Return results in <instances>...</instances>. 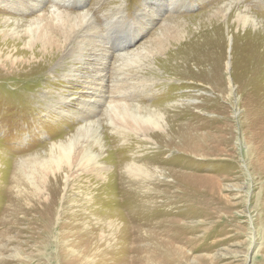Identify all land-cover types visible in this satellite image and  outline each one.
<instances>
[{
	"label": "rangeland",
	"instance_id": "1",
	"mask_svg": "<svg viewBox=\"0 0 264 264\" xmlns=\"http://www.w3.org/2000/svg\"><path fill=\"white\" fill-rule=\"evenodd\" d=\"M73 1L55 6L105 37L120 22L119 51L93 63L102 89L56 67L71 19L33 45L24 27L0 35V264H264V0ZM114 86L162 130L108 106L81 128L89 97ZM74 137L70 167L51 162Z\"/></svg>",
	"mask_w": 264,
	"mask_h": 264
},
{
	"label": "bare ground",
	"instance_id": "2",
	"mask_svg": "<svg viewBox=\"0 0 264 264\" xmlns=\"http://www.w3.org/2000/svg\"><path fill=\"white\" fill-rule=\"evenodd\" d=\"M47 1H49V3L52 4L50 5L51 8L47 13L41 14L42 8ZM61 1L63 2L62 4H68L70 6L73 4V6H75L73 0H61ZM55 4H56V0H51V1L50 0H0V9L9 10L10 12L14 13V15L17 14L20 15L21 17H28V18L31 17V19L28 20L27 23H25V21L24 22H22L21 20L17 21V19L13 20L12 18L8 17L9 15L6 16L2 20H0V35L3 37H7V35H9L10 33L17 34L14 33L15 30L13 28H10V25L16 28L24 27L26 36L27 38L30 39L29 41L33 45L35 44V42L39 41L37 40L38 38L48 35L49 27L66 26L67 25L66 18L69 20L71 19L72 22L70 21L71 22L70 27L73 28V31L71 34L68 35V37H66L64 44L61 47H59L61 52L60 54H62V60L61 62L60 61H57L58 63L56 62L57 63L56 67L63 66L65 71L64 74H62V78L63 81H65L68 84H70L75 80L77 82H81L78 76L81 73H83L86 76L87 73L85 71H87L89 76L92 73L94 74L95 77H93L92 80L90 81L82 83L81 86H84L86 88H94L95 85L102 89V85L104 82L103 78L107 76L105 72V68L97 69L98 71H96L97 66H94L93 63L99 61L103 62L104 59L109 58L117 51H119L120 47L114 46L115 42H117L119 39L118 37L115 36L118 33L115 31L114 28L120 26V22L117 21V19H115L111 24H109L106 27H103L106 30V34H107V37H105V35L103 34L105 33V31L102 33L101 28L95 26L92 17L90 18L89 15L84 13L82 14L76 13L73 15L65 10H60L55 6ZM3 27L5 29H3ZM76 28H79V30L77 29L78 31H76ZM262 29H263L262 32L264 33V27ZM114 38L117 40L115 41ZM130 41L131 40H128L127 42L129 43ZM72 45L75 46L72 47ZM127 48L128 46L126 45L121 47L120 50H126ZM112 49H114V52L112 51ZM88 51L89 52L91 51L92 53L91 59L93 60V62L92 60H88V58L86 57ZM66 59L67 62L68 61L71 62V65L68 67L64 66L66 63ZM82 69H84L85 71H83ZM81 76L83 77V75ZM96 78H99L100 80L96 81ZM100 88H98V90ZM128 93H129L128 91L121 90L119 89V87H115V86L113 91L110 93V95H104L99 92L97 93L94 92V95L89 97L88 103L83 106L81 113H79L78 124L80 125L81 128L87 127L92 123L94 118H96L99 115V111L103 109L104 106H108L112 112H117L118 113L117 115H120V118L123 119L124 122H126L125 121L126 119H130L135 124L141 122L143 124L152 127V129L162 130V123L164 122L163 119L161 120V118H157L158 116H152V115L144 116L138 111H133L132 109H130L128 105H124L125 100L133 99L132 94H128ZM98 95H101V97ZM68 99L69 98L67 97L58 96V99H56L55 102L52 103L50 108L55 109V106L60 103L64 105L65 102L68 101ZM82 131L83 130L81 129L77 135L81 134ZM75 142H76V137H74L70 143L60 144L54 147L57 153L56 152L52 153L53 155L50 161L53 163L56 162L58 166L66 162L70 167V163L73 160L72 155L75 150L74 146H76ZM169 233L170 231L164 228V226L163 228H161V230L156 232V237L159 242V250L163 246H168V244H166L163 241V239L168 237ZM178 255L180 254H168L167 252L166 254H159L157 260L162 262L169 261L171 263L176 260V259L173 260V258L175 257L177 258ZM152 257L153 256L151 254H148L146 250L143 249L141 250L137 262L141 261L147 263L148 261L152 260Z\"/></svg>",
	"mask_w": 264,
	"mask_h": 264
}]
</instances>
